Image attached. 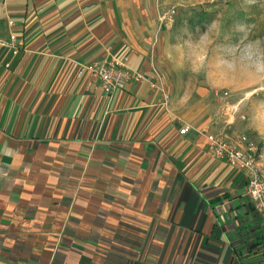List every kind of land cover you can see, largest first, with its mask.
<instances>
[{
  "label": "crops",
  "instance_id": "1",
  "mask_svg": "<svg viewBox=\"0 0 264 264\" xmlns=\"http://www.w3.org/2000/svg\"><path fill=\"white\" fill-rule=\"evenodd\" d=\"M151 1L0 0L19 47L0 52V264H260L245 175L209 155L206 134L236 136L206 92L169 85L165 112L145 82L106 97L79 74L157 69Z\"/></svg>",
  "mask_w": 264,
  "mask_h": 264
},
{
  "label": "rangeland",
  "instance_id": "2",
  "mask_svg": "<svg viewBox=\"0 0 264 264\" xmlns=\"http://www.w3.org/2000/svg\"><path fill=\"white\" fill-rule=\"evenodd\" d=\"M152 1L150 51L169 95L158 104L170 111L169 85L175 97L203 89L211 122L246 136L264 169V0Z\"/></svg>",
  "mask_w": 264,
  "mask_h": 264
},
{
  "label": "built area",
  "instance_id": "3",
  "mask_svg": "<svg viewBox=\"0 0 264 264\" xmlns=\"http://www.w3.org/2000/svg\"><path fill=\"white\" fill-rule=\"evenodd\" d=\"M172 13L173 11L168 16ZM165 18L166 16L163 17V19ZM18 51L19 47L14 34L5 37L0 35V52H8L10 55L16 56ZM151 71V75L146 76L142 72L132 70L126 59L120 60L111 57L104 62L93 61L83 65L79 70V74L87 72L94 76L106 97H111L116 92L123 91L125 86L131 83L141 84L145 82L151 90L159 92L161 103L164 108H167L169 95L159 82L160 77L156 69L152 68ZM221 96L218 95V92L214 93L215 98H221ZM223 96H226V93ZM187 132L188 128L185 127L179 134L184 135ZM205 137L209 145V155L213 160L223 162L245 175L246 197L260 216L263 224L260 264H264V169L257 159V147L244 135L229 138L224 133H220L215 135L206 134Z\"/></svg>",
  "mask_w": 264,
  "mask_h": 264
}]
</instances>
